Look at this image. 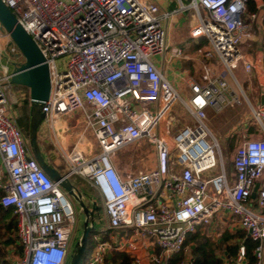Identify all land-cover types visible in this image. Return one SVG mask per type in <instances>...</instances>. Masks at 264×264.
I'll return each instance as SVG.
<instances>
[{
	"label": "built area",
	"instance_id": "1",
	"mask_svg": "<svg viewBox=\"0 0 264 264\" xmlns=\"http://www.w3.org/2000/svg\"><path fill=\"white\" fill-rule=\"evenodd\" d=\"M3 1L36 41L49 66L51 93L42 106L43 125L52 129L55 140L62 139L64 132L80 130L71 151L56 142L67 173L70 178L84 177L104 202L107 224L100 232H109L110 237L95 236L88 264H105L114 250L131 254L133 264L141 263L142 253H148L152 264H165L181 253L182 264H194L188 237L211 231L217 216L226 222L225 213L257 243L255 264H264V138L246 140L236 150L230 178L220 144L208 128L206 111H221L240 101L229 100L228 81L214 77L208 66L202 83L191 86L193 124L172 137L158 131L179 96L155 62L168 51L164 22L193 11L196 23L190 36L206 37L209 42L200 51L202 58L218 57L230 73L242 65L250 69L242 45L255 38L263 0H253L256 10L252 12L247 10L250 0H190L189 4L178 0L177 10L164 12L145 0ZM11 52L21 55L16 46ZM174 57L185 58L180 49L174 50ZM13 86L4 66L0 72V206L14 209L23 248L12 264H66L76 233L75 210L59 183L34 158L18 124V107L28 94L22 89L14 92ZM252 111L258 133L264 136V105ZM74 115L80 118L68 121ZM89 132L99 145L98 155L87 138ZM145 138L155 152L154 167L121 174L113 156ZM86 143L90 144L83 147ZM243 242L236 264H247Z\"/></svg>",
	"mask_w": 264,
	"mask_h": 264
},
{
	"label": "crops",
	"instance_id": "2",
	"mask_svg": "<svg viewBox=\"0 0 264 264\" xmlns=\"http://www.w3.org/2000/svg\"><path fill=\"white\" fill-rule=\"evenodd\" d=\"M145 1L157 4L162 12L177 10L179 7L178 0ZM189 2L190 0H184L185 4H189ZM189 12L191 11L177 14L172 19L164 22L163 25L167 32L168 51L162 57H157L155 62L164 73L165 78L169 80L176 89L179 99H182L180 96L181 93L182 95H186V98L182 99V101L186 107V113L190 115L189 107L192 98L191 86L193 84L202 83L203 69L205 66L211 68L214 77L223 76L228 81L229 100L232 101L235 98L240 102H233L221 111H216L212 108L207 109V125L214 137L217 138L219 144L221 141L222 146L227 148L232 146L235 150L234 152H236L246 140L251 138H264L262 134L258 133V125L252 111V107L264 105V49L260 33L257 28L255 38L249 42H244L242 45L243 50L247 54L246 58L252 67L246 69V66L242 65L239 69L233 71V73L226 72L218 57L215 56L211 60L202 58L200 51L208 48L209 42L199 48L198 46L201 40L190 36V27L195 25L196 19L194 17V12L192 11L191 15ZM175 49H180L185 58L179 59L174 57ZM19 59L20 56L18 55L14 56L12 59L0 57V72L4 66H7L9 73H11L13 70L11 63H22V60ZM194 69H199V76H194ZM19 90H14L13 88L14 92ZM172 109L168 114H170ZM18 113V116H20V111H18ZM72 117L77 118L78 116L74 115ZM69 120H71V117L68 118V121ZM180 120L168 118L167 115L165 120L160 124L158 131L167 133L172 137V132L177 134L182 128L190 126L187 124L180 125L177 123V121L180 122ZM50 129L51 128L47 125H41L38 135L40 147L46 159L49 160L62 174H65L68 169L56 156V154L59 153L56 142H63L65 148L70 150L68 148L71 146L74 147L80 135V130H69L62 134V139L57 138L55 140V134L52 129ZM45 131H48V136H44ZM50 132H52V134ZM88 144L90 143L83 144V147ZM1 168H3L2 163ZM229 177L232 178L233 175ZM224 217L227 221H231L228 214L225 213ZM227 221L222 222V219L217 216L215 217L213 224L214 226L220 223L227 224ZM212 229L206 234H202V232L199 231L200 239L205 238L210 234H214ZM140 256L142 257L140 264H152L148 257V253H142Z\"/></svg>",
	"mask_w": 264,
	"mask_h": 264
},
{
	"label": "trees",
	"instance_id": "3",
	"mask_svg": "<svg viewBox=\"0 0 264 264\" xmlns=\"http://www.w3.org/2000/svg\"><path fill=\"white\" fill-rule=\"evenodd\" d=\"M247 10L248 12L256 10L255 2L253 0H250L248 2ZM257 28L260 33L264 49V9L261 12V19L256 25V30ZM199 39L201 40L198 46L199 48L208 43V39L206 37H200ZM13 88L14 90L24 89L28 94V97L24 101L22 106L18 107V111H20L18 124L24 132V135L29 138L31 120L29 89L16 85H14ZM234 151L235 150L232 146H229L227 148V157L229 159V164L226 168V172L229 176H234V159L230 160V155ZM2 196L3 193L0 191V200ZM101 203L102 202L99 197L94 201L93 209H96L94 218H96L97 216L99 219L101 216ZM102 228L103 223H100V225L96 226L95 229L90 233L83 264H88L92 251L94 249L93 239L95 238V236L100 235L102 239H108L110 237L109 232H100V229ZM17 230L18 224L17 217L14 214V209H6L0 206V264H12L15 258L22 256L23 248L18 243ZM242 241H244L243 244L246 246L247 264H255L253 251L256 248L257 243L252 241L251 238H249L248 235L243 231H226L222 235L221 240L218 243H213L207 239L205 240L204 238L200 239V234L196 233L188 237L186 245L191 249L192 255L195 259L194 264H236L235 259L237 257ZM157 253L159 254L160 251L157 250ZM183 259L184 254H177L169 258L165 262V264H182ZM133 260L134 258L131 254L114 250L111 252V258L107 257L105 264H133Z\"/></svg>",
	"mask_w": 264,
	"mask_h": 264
},
{
	"label": "water",
	"instance_id": "4",
	"mask_svg": "<svg viewBox=\"0 0 264 264\" xmlns=\"http://www.w3.org/2000/svg\"><path fill=\"white\" fill-rule=\"evenodd\" d=\"M261 1L262 0H259V3H261ZM0 24L1 30L7 34L11 43L18 48L25 59L23 63H11L13 70L10 75L13 85L29 89L31 120L28 140L32 154L41 168L55 182L59 183L66 194L81 201L86 211L82 237L70 254L68 262V264H83L90 233L95 229L94 214L96 209L89 210L84 204V194L72 183L70 174H62L46 159L38 139L40 127L45 119L42 106L48 101L51 93L49 66L36 41L21 26L12 9L3 0H0ZM257 189L258 186L256 190ZM255 196L256 192L253 194V198H255ZM108 257L111 258V254H109Z\"/></svg>",
	"mask_w": 264,
	"mask_h": 264
},
{
	"label": "rangeland",
	"instance_id": "5",
	"mask_svg": "<svg viewBox=\"0 0 264 264\" xmlns=\"http://www.w3.org/2000/svg\"><path fill=\"white\" fill-rule=\"evenodd\" d=\"M192 11L189 12V14L191 15ZM3 35V36H1ZM15 46L14 44L11 43L10 38L7 36V34L2 31V33H0V57L2 58H10L12 59L14 57V53L11 52V48ZM22 56V55H20ZM19 60H22V63L25 61L24 57H20ZM194 76H199V69H194ZM195 78V77H194ZM196 79V78H195ZM181 98L184 99L186 98V95H182L181 93ZM182 99H178V101L176 102V104L174 105L172 111L170 112V114H168V118H172V119H181L180 122L177 121V123H179L180 125L183 124H187V125H192L193 124V117L190 114L186 113V107L182 101ZM80 118V115H77ZM74 117H71V120ZM51 130V129H50ZM52 134V132H50ZM156 133V131L154 132ZM44 136H48V131L44 132ZM172 135L175 136V132H172ZM87 138L89 139V141L91 140L93 142L94 145V154L98 155L100 152V148L99 145L94 142L93 140V136L92 133L89 132L87 135ZM40 144V143H39ZM51 144V143H50ZM221 144V148L223 151V156L226 162V168L228 167L229 164V159L227 157V147L222 146V142L220 141ZM52 146V145H51ZM69 151H71L73 149V147L71 146ZM59 151V150H58ZM235 152H232V154L230 155V160L234 159V154ZM56 156L63 162V165L67 166L66 161L63 159V155L62 153H57ZM113 160L114 163L117 167V169L119 170V172L123 175L125 174H135L137 172H139L140 170H145L148 171L150 170L152 167H154V161L156 160V156L153 152L152 146L150 144V142L148 141L147 138L143 139L142 141H140V143H136L133 145H129L123 149H121L120 151L117 152V154H115L113 156ZM0 169H1V160H0ZM71 181L72 183L79 189V191L84 194L83 197V201L84 204L87 206V208L89 210L93 209V204L94 201L97 200V198L99 197L101 199V208H102V213H101V222L103 223V227L106 226V219H105V211H104V202L102 200V198L100 197L99 193L89 185V183L87 182V180L80 176V175H73L71 177ZM69 200L72 203V206L75 210V217H76V233L75 236L72 240V244H71V250L69 251V253L71 254L72 251L74 250L76 244L80 241L83 231H84V223H85V219H86V211L84 209V207L81 204V201L76 199L75 197L67 194ZM93 199V201H92ZM103 219V220H102ZM95 222L97 224L99 223L98 217L96 216V218H94ZM99 226V225H97ZM232 231V232H237V231H241L237 225L236 222L231 221H227V224L224 225L222 223L220 224H216L212 231H214V234H210L208 236H206L204 239L209 240L213 243H218L222 237V235L226 232V231ZM100 236V235H98ZM96 245V240L95 238L93 239V248ZM92 248V249H93ZM69 260L67 261L66 264H68Z\"/></svg>",
	"mask_w": 264,
	"mask_h": 264
},
{
	"label": "flooded vegetation",
	"instance_id": "6",
	"mask_svg": "<svg viewBox=\"0 0 264 264\" xmlns=\"http://www.w3.org/2000/svg\"><path fill=\"white\" fill-rule=\"evenodd\" d=\"M71 250V249H70ZM69 256H70V253L68 254V259H67V261L69 260Z\"/></svg>",
	"mask_w": 264,
	"mask_h": 264
}]
</instances>
